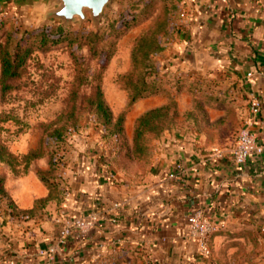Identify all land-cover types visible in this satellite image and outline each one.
<instances>
[{"label":"crops","instance_id":"1","mask_svg":"<svg viewBox=\"0 0 264 264\" xmlns=\"http://www.w3.org/2000/svg\"><path fill=\"white\" fill-rule=\"evenodd\" d=\"M173 2L178 38L165 57L184 83L191 75L198 88L208 84L206 94L178 98L190 123L154 142L145 175L126 178L99 161L79 165L67 178L70 195L43 211H29L48 195L41 182H5L21 211H0V264H219L223 233L246 249L251 238L264 256V0ZM164 103L162 96L136 102L127 134L138 116ZM243 126L260 152L237 166L231 151ZM197 210L219 226L208 258L190 233Z\"/></svg>","mask_w":264,"mask_h":264},{"label":"rangeland","instance_id":"2","mask_svg":"<svg viewBox=\"0 0 264 264\" xmlns=\"http://www.w3.org/2000/svg\"><path fill=\"white\" fill-rule=\"evenodd\" d=\"M58 7L49 0L15 5L0 0V48L24 57L19 76L9 81L11 88L0 91V141L11 156L0 161V211H21L16 210L18 199L3 189L5 182L12 188L20 180L34 188L41 182L61 201L68 191L67 178L79 165L99 161L126 178L145 175L154 142L165 131L190 123L177 107L181 92L193 97L208 89L207 82L195 86L191 75L184 83L175 60L165 57L178 38L173 0H110L96 23L89 18L72 23L46 18ZM46 29L52 32L42 35ZM142 36L146 39L138 44ZM156 45L160 50L151 52ZM96 85L108 122L87 99ZM145 85L152 92L130 103ZM159 96L165 103L152 109L166 108L162 120L169 126L160 134L144 135L139 149L132 139L134 123L127 134L125 118L136 102ZM54 129L61 138L56 139ZM33 150L41 156L27 164ZM46 204L38 200L29 211H43ZM229 235H222L227 247L219 253V264H264L254 240L250 238L253 248L246 249L238 236Z\"/></svg>","mask_w":264,"mask_h":264},{"label":"trees","instance_id":"3","mask_svg":"<svg viewBox=\"0 0 264 264\" xmlns=\"http://www.w3.org/2000/svg\"><path fill=\"white\" fill-rule=\"evenodd\" d=\"M43 32L45 33H51L52 30H45L41 31L42 35ZM96 37V35L87 34V37ZM89 38V37H88ZM146 39V36H142L138 40V44L144 42ZM41 42L44 44V40ZM55 42L54 40H51V43ZM160 50V47L156 45L151 52H156ZM24 63V57L22 55H19L18 53H10L4 48H0V91L3 93L7 89L11 88L9 85V81L16 79L20 74V68H22V65ZM93 92L87 97L88 102L93 105L96 111H101L104 114V119L106 122L109 121V113L107 112V109L105 107L104 101L101 97V93L99 91V86L96 85L93 88ZM152 88L147 87L146 85L138 91L137 93L133 94L130 97L129 102L133 103L139 98H144L148 95H145L147 93L152 92ZM74 93V91H73ZM166 108L160 107L156 109L149 110L147 112H144L141 116H139L135 122L133 127V142L135 147L141 148L140 145H138V140L142 139L144 135L146 134H160L162 131L166 130L169 126V123L165 120H162L164 118H167V115L164 113ZM53 135L56 137V139L61 138V134L58 132L57 129L53 130ZM41 156L39 153H37L36 150H33L29 152V154L26 156L27 158V164L32 160L33 158ZM11 156L7 152L6 147L3 145L2 141H0V161H6L9 160ZM47 188V186H46ZM48 195L45 198H41L38 200H42L43 202H48L50 200H54V198L51 195V191L49 188ZM37 200V201H38ZM36 202V201H35Z\"/></svg>","mask_w":264,"mask_h":264},{"label":"built area","instance_id":"4","mask_svg":"<svg viewBox=\"0 0 264 264\" xmlns=\"http://www.w3.org/2000/svg\"><path fill=\"white\" fill-rule=\"evenodd\" d=\"M250 110L253 114L258 112V101L251 94L249 98ZM260 152L253 133L247 126H243L237 133L236 143L231 151V157L237 166L243 165ZM69 191L66 193L68 197ZM82 224H77L80 228ZM190 233L196 240L197 253L200 257L208 258L211 255L210 240L218 231L217 223L206 218L200 210L195 211L189 217ZM81 229V228H80Z\"/></svg>","mask_w":264,"mask_h":264},{"label":"water","instance_id":"5","mask_svg":"<svg viewBox=\"0 0 264 264\" xmlns=\"http://www.w3.org/2000/svg\"><path fill=\"white\" fill-rule=\"evenodd\" d=\"M12 3L37 2L39 0H11ZM50 2L59 3L57 9L48 11L46 18L62 20L64 23H72L76 20L80 22L90 19L96 23L110 0H49Z\"/></svg>","mask_w":264,"mask_h":264}]
</instances>
